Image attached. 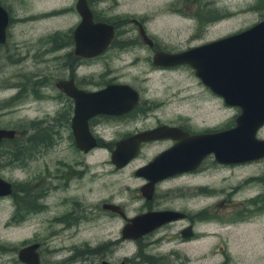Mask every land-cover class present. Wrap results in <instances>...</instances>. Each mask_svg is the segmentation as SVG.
<instances>
[{
	"label": "flooded vegetation",
	"instance_id": "af4514ba",
	"mask_svg": "<svg viewBox=\"0 0 264 264\" xmlns=\"http://www.w3.org/2000/svg\"><path fill=\"white\" fill-rule=\"evenodd\" d=\"M45 1L0 0V18H6L0 58L10 63L19 45H29L31 22L70 8L77 18L64 31L40 35L36 50L51 53L50 65L31 77L0 79V117L28 111L0 118V128L12 131L0 137V158L7 155L0 160L21 169L28 159L39 164L22 177H4L13 202L8 222L39 213L36 221L44 224L38 238H25L19 247L37 242V264H44L56 226L70 237L51 249L54 257L46 256L56 264H264V146L249 155L248 148H233L238 141L201 138L237 125L241 106L234 100L258 96L254 77L222 70V58L236 56L231 51L195 50L181 62L154 61L157 53L206 48L264 13L221 30L212 27L222 17L215 0H83L93 20L112 25L105 46L85 55L73 36L78 0H50L57 6L48 9ZM155 18L185 27L159 36L144 22ZM253 134L264 140V121ZM116 147L120 164L111 158ZM96 148L106 156L94 158ZM98 188L103 193L95 200ZM26 194L20 209L16 200ZM35 195L43 201L36 204ZM149 211H168V218L133 234L132 218ZM19 247L9 260L26 264L17 259Z\"/></svg>",
	"mask_w": 264,
	"mask_h": 264
},
{
	"label": "water",
	"instance_id": "95a60500",
	"mask_svg": "<svg viewBox=\"0 0 264 264\" xmlns=\"http://www.w3.org/2000/svg\"><path fill=\"white\" fill-rule=\"evenodd\" d=\"M75 7L80 15V19L78 20L73 30L75 43L79 46L78 52L80 54L85 55L96 53L101 50L108 42L110 34L112 32V25L104 21L93 20L87 5L83 0H78L75 4ZM5 21V17L0 18L1 27L4 26ZM134 22L137 24L138 28H142L140 22ZM142 36L146 37L143 32ZM204 45H206L207 47H196L178 53H157V55H154V61L160 63L181 62L184 61L185 58L188 59V55L195 50H211L223 53H228L229 51H231L236 54V56L231 59L227 57L222 58V70L229 69L231 73L236 76L246 74V76L250 77V81H252L254 77L256 88H252H255L253 92L258 93V96H256V98L250 99L249 101L240 96L237 97L238 99L234 101L240 104L241 106V113L236 119L237 125L228 130L209 134H202L201 138H210L212 140H216L217 142L220 140L238 141L239 145L235 147L233 146L234 149L239 150L243 148H248L250 150L249 155L261 154L259 153L258 148L264 146V140L257 139L253 134V129L258 124L264 121V17L239 32L220 37L218 39L207 42ZM247 53L251 54L252 56L245 55ZM192 64L195 69V73L198 76H200L201 78L203 75L205 76L204 68L202 65L199 66L193 62ZM215 67L218 69L220 68L219 66ZM208 83H210L209 80ZM258 85H261V87H258ZM248 89L250 90V88ZM107 91L108 90H106L105 93H107ZM102 94L104 93H99L96 96ZM251 119L254 120L251 121ZM11 134L12 131H10L9 129L0 128V137H7ZM244 141H250L251 143L250 145L244 146L242 144V142ZM217 148L219 149L218 146ZM235 155L240 156V153L235 151ZM121 156V149L118 147L113 149V151L111 152V158L117 164H120ZM10 191V182L0 176V196L7 195L10 193ZM168 213V211L144 212L132 218V220H134V225L132 227H128V229L133 230V234H137V232L140 231L142 228H149V226H153L154 224L159 223L161 220L168 218ZM139 220H142L143 222ZM37 244V242H34L19 247L17 250V259L25 262L26 264H37Z\"/></svg>",
	"mask_w": 264,
	"mask_h": 264
},
{
	"label": "rangeland",
	"instance_id": "374dc122",
	"mask_svg": "<svg viewBox=\"0 0 264 264\" xmlns=\"http://www.w3.org/2000/svg\"><path fill=\"white\" fill-rule=\"evenodd\" d=\"M215 1L217 4L220 5L218 6L216 4V6L220 7L222 11V17L216 20V23L212 25V27L216 29L227 30L232 28L235 29L236 27H242L258 19L259 16L264 13V5H262L264 4V0H256L255 8H252L250 6V2L252 0ZM43 5L47 9L50 7L57 6L56 3L50 0H46ZM64 6L66 7L67 4H65ZM67 12L69 13L61 16H51L46 17L43 20H35L31 22L30 26H33L34 29L30 33L26 34V36L30 40L29 45L21 44L17 47L16 50H14L18 53L19 57L11 63L3 58H0V79L13 77L12 80H14L17 77H31L33 73L42 70L46 63L47 65H50L49 62L53 60V58H51L50 56L51 53H42L41 51L36 50V48L40 46V35L43 33L48 36L56 32L55 30L64 31L63 28L73 24L77 20V18L71 8ZM144 22L147 28L155 29L156 33L159 36L164 34H173L175 33V29L185 27L184 21L160 20L158 18H155L145 20ZM124 26L130 27L131 25L126 23ZM215 34L217 33L208 31L209 36ZM23 36L24 35L21 34L19 38ZM46 45L48 44L46 43ZM43 48L44 45H41V50ZM23 98L24 97H22V99ZM28 101H30V99L26 98L23 100L22 103L25 104ZM25 111L28 114V111ZM25 111L21 110L19 114L6 113L3 114L0 118L3 120H7L8 118L15 117L16 115H23ZM63 152H65V149H63ZM105 156L106 152L104 150L100 148H96L94 150V158L99 159L100 157L104 158ZM4 157H1L0 159ZM98 166H103V164H96V168H98ZM38 167L39 164L37 159H28L26 162H24L23 169L19 168L18 166H14L11 162L9 163L8 161H6L5 163L4 161L0 160V175L5 178H8L10 176L22 177V175H25L26 172L32 173ZM26 192L33 193L31 188H28ZM102 193L103 191L101 189H95L94 199L97 200ZM28 198H30V196L26 194L16 200V204L20 209L25 208L24 206L25 203H27ZM33 198L36 204L43 201V199L40 198L38 195H35ZM47 199L51 201L52 197L48 195ZM10 214H13L12 197L10 195L0 196V264H19L16 261L10 262V255H15L16 248L25 242V238H27V240L36 239L40 236L41 232L43 231L44 224L41 225L36 221V216L40 215L39 213L37 215H30L29 217L25 218V220H23L21 223L17 224H12L8 222ZM51 228L55 231V235L52 236L46 244L49 248H47V250H43L45 259L44 264H56L54 259H50L46 256L54 257L56 251H52L51 249L60 243H68L70 241V237H68L69 230L56 226H52ZM47 251L50 253H48Z\"/></svg>",
	"mask_w": 264,
	"mask_h": 264
},
{
	"label": "bare ground",
	"instance_id": "6f19581e",
	"mask_svg": "<svg viewBox=\"0 0 264 264\" xmlns=\"http://www.w3.org/2000/svg\"><path fill=\"white\" fill-rule=\"evenodd\" d=\"M18 261H21V260L18 259ZM22 262H23V261H22ZM24 263H25V262H24Z\"/></svg>",
	"mask_w": 264,
	"mask_h": 264
}]
</instances>
